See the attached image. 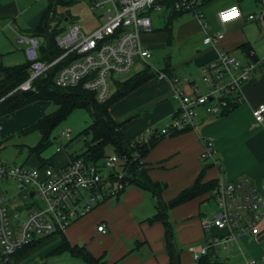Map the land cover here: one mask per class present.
Instances as JSON below:
<instances>
[{"label":"crops","instance_id":"0c3cea01","mask_svg":"<svg viewBox=\"0 0 264 264\" xmlns=\"http://www.w3.org/2000/svg\"><path fill=\"white\" fill-rule=\"evenodd\" d=\"M235 5L242 9L243 17L222 25L219 13ZM47 7L48 0H0L1 68H14L28 63L24 47L16 42L17 36L28 35L30 30L36 29ZM263 11L264 0H204L200 9L201 17L188 12L176 18L192 16L190 21L179 25L176 36L174 25L169 33L164 27L156 29L154 22L151 32L142 33L143 47L151 51L152 57L147 62L139 61L154 73L168 74L169 79H151L120 101L135 104L138 108H150L151 111L144 112V118L152 127L139 135L167 132L180 109L179 102L173 96L174 89H182L190 97H194L197 91L208 94L209 87L203 69L217 60L221 51H228L242 61H249L243 50V46H247L252 56L262 63L261 70L244 84V99L234 111L222 117H212L204 108H198L195 128L175 137L167 136L145 158L152 180L166 184L163 193L165 202L190 187L201 174L205 166L201 155L206 141L213 143L216 152L214 159L208 161L211 166L205 174V182L224 176L231 182L248 179L256 186L264 185V121L257 122L253 115L256 108L264 105V23L249 20L250 15H258ZM167 19L168 16L165 26ZM218 32L223 35L220 40L213 44L204 43L207 36L214 37ZM175 42L181 53L193 54L176 66L172 65L169 57L162 70L153 69L148 64L154 57L153 49L173 46ZM4 79L5 74L0 71V81ZM186 79L188 82H185ZM117 104L111 112L118 121L117 117L121 113L115 112ZM135 117L141 116L136 114ZM50 159L63 167L69 163L70 155L65 150L57 151ZM40 164L42 162L36 156H29L24 165L38 167ZM206 196L182 204L170 212L177 243L182 250V264H194L193 251L198 250L194 246L201 243L204 246L210 237L224 234L215 227L206 230L202 225V220L207 216L202 211V203L213 200ZM155 215L154 195L129 186L120 197L111 198L94 209L90 217L73 223L64 235L72 246L85 245L93 256L103 257L108 264H169L165 227L161 222H150ZM101 225L106 226V233L99 232L98 227ZM261 229L255 237L241 238L257 240L263 234ZM53 240L44 245L50 247L46 252L54 250V253L61 247L60 238ZM189 258H192V262L187 261ZM20 260L6 264H18ZM44 264L51 263L47 261Z\"/></svg>","mask_w":264,"mask_h":264},{"label":"built area","instance_id":"2783aa9c","mask_svg":"<svg viewBox=\"0 0 264 264\" xmlns=\"http://www.w3.org/2000/svg\"><path fill=\"white\" fill-rule=\"evenodd\" d=\"M203 1L91 0L93 11H103L99 17L104 18L105 23L90 35H86L78 24L65 37L60 35L57 42L65 52L52 63L40 58L41 39L18 34L16 42L24 47L30 62V78L16 91H34L35 80L71 56L73 60L62 67L56 77L57 85L62 88L82 86L95 92L98 100L104 102L110 98L118 76L129 73L138 60L147 62L152 57L141 41L142 33L152 31V15L169 17L174 12H191L201 17ZM242 17L243 11L238 5L219 13L222 25ZM249 20L264 23V11L250 15ZM222 37L218 32L214 37L207 36L204 43L213 44ZM261 68L260 61H242L228 51H221L217 60L203 69L208 94L197 91L194 97H190L182 89H174L173 96L180 109L166 133L195 128L198 108H204L209 116L220 117L234 104L242 103L244 84ZM159 79L169 78L162 73ZM253 115L257 122H263L264 105L256 108ZM63 136L67 140L72 138L70 131ZM215 152L213 143L206 141L201 159L207 163L214 159ZM123 161L115 154L100 163L75 159L63 167L11 166L0 160V182L14 181L17 190L13 194L7 189L0 190V264L10 262L18 250L37 239L65 233L73 223L105 202L107 196L115 197L124 185L110 182L104 171L107 169L121 179L123 172L117 166L123 165ZM214 195L220 212L212 217L206 216L202 225L206 230L215 227L224 234L210 237L207 246L194 250V264L211 254L214 260H220L221 250L237 245L241 237L259 235L264 221V185L256 186L248 179L231 182L221 176ZM98 230L106 233V226L101 225ZM244 264H264V255L258 260L245 259Z\"/></svg>","mask_w":264,"mask_h":264},{"label":"trees","instance_id":"16d2710c","mask_svg":"<svg viewBox=\"0 0 264 264\" xmlns=\"http://www.w3.org/2000/svg\"><path fill=\"white\" fill-rule=\"evenodd\" d=\"M72 3L73 1L71 0H48V7L41 19L40 25L28 32L29 36L42 40L39 49L40 58L47 63L54 62L65 52L58 45L57 38L62 33L60 24L64 20H67V17L64 13H60L59 9L69 7ZM181 14V12H174L169 16L164 30L171 33L174 21ZM70 20L71 18L68 17V21ZM243 50L250 60L259 62L257 58L252 56L250 48L243 46ZM72 60L71 56L64 59L52 67L45 76L35 80L33 83L34 93L28 97H23L22 92L16 90L30 78V62L28 61L26 65L14 68L0 67V71L5 74V79L0 81V116L9 115L37 101L53 103L57 108L56 111L39 119L26 132L39 131L42 136L40 145L36 149H31L29 156H36L42 162L40 164L42 167L49 165L60 167L53 159L45 160L41 155L52 145L51 134L53 131L75 110H86L91 116L92 123L74 140L72 138L68 140L67 145V147L70 146L82 135L85 140V148L81 153L69 154L70 160L84 159L87 162L100 163L110 156L108 155L109 151H112L113 154L124 160V164L122 165L123 177L118 179L116 176L110 174L108 178L114 184L118 182L124 185V189L118 191L115 197H120L129 186H135L144 191L151 192L156 198V215L150 219V222H161L165 227V243L169 256V264H182V250L177 243L170 212L176 207L204 195H209L210 199L215 200L214 192L218 189L219 179L209 182L204 181L205 174L211 166L210 164H205L201 174L190 187L183 190L170 202H165L163 193L166 190V184L152 180L144 160L167 136L175 137L191 129L182 132L173 131L169 134L152 132L149 136L143 133L139 136L128 138L125 135L124 127L130 120L119 122L113 117L111 112L117 103L134 93L151 79L159 78V74L154 73L150 67H146L144 71L124 82L117 80L114 86L116 89L115 94L106 101L100 102L95 92L87 91L82 86L62 88L57 85L56 77L59 71ZM239 105L234 104L231 110L222 116L228 115ZM88 136L91 137L90 141L87 139ZM111 198H114V196H107L106 201ZM56 237L62 240V245L54 253L63 254L70 252L73 256L82 258L87 264H108L103 257L97 258L93 256L85 245L72 246L64 233L35 240L29 246L18 250L8 263L28 256ZM197 264H220V262L215 261L211 254L210 256L203 257Z\"/></svg>","mask_w":264,"mask_h":264},{"label":"rangeland","instance_id":"374dc122","mask_svg":"<svg viewBox=\"0 0 264 264\" xmlns=\"http://www.w3.org/2000/svg\"><path fill=\"white\" fill-rule=\"evenodd\" d=\"M71 1H73V3L69 7H63L59 9L60 13H64L67 19L68 17L71 18L70 21L67 22L64 20L60 24V29L62 31L61 37L68 35L75 24L81 26L83 32L86 35H90L105 23V19L99 17L100 14H103V11H93L90 0ZM166 17L167 16L163 14L152 15L154 27L156 29L163 27L165 28ZM191 17V15H187L177 19L174 22L175 36L179 25L190 21ZM153 54L154 57L150 62H148V64L155 70H162L164 68L165 61L169 57H171L172 65L176 66V64L191 56L190 54L193 53H181L177 42H175L173 46L166 45L162 49H153ZM145 68L146 64L138 60L129 73L118 76L117 79L121 82H124L136 74L141 73ZM115 92L116 89L113 87L110 92V97L113 96ZM56 109L57 108L53 103L47 101H37L19 110V112L17 111L9 115L0 116V144H2L0 147V160L10 164L11 166L24 165L25 161L29 158L30 150L36 149L42 140V136L39 131L30 133H27L26 131L35 125V123L40 118L52 114L56 111ZM149 111H151L150 108H138L135 106V104L130 105L127 103V101H122L121 103L119 102L117 104L115 112L116 114L121 113V115L117 117L118 121L126 122L130 120L128 121L124 130L125 135L128 138L138 136L143 131L146 132L147 129H149L151 125L144 118L145 113ZM136 114H139L141 117H135ZM91 123V116L86 110L77 109L72 112L69 117L64 120L51 134L52 145L42 153V158L49 160L54 155H56L58 148H61L62 151L65 150L68 154L81 153L85 148L84 136L81 135L80 138L75 140L73 144L67 147L68 140L63 136V134L67 131H70L71 137L74 140L77 136L83 133ZM156 129L157 128H154V130ZM87 139L90 141L91 137L88 136ZM111 154L112 151H109L108 155ZM117 169L120 172H123L122 165H118ZM104 174L106 177H108L111 172L106 169ZM6 189L11 194L16 193V183L14 181L0 182V190ZM174 198H172V200ZM206 198L209 197L206 196ZM202 211L208 217H212L220 212V208L214 200H210L202 203ZM91 214L92 212L86 215L85 218L90 217ZM260 227L262 228L261 231L263 234L259 239L250 240V238H240L238 244L229 246L228 250L222 251L220 249L221 254L220 260H218V262H220V264H244L245 259L258 260L262 258L264 255V221L261 223ZM54 241L55 240L52 242L53 244ZM202 245L203 244L201 243L194 247L195 249L205 247L207 245V241L205 242L204 246ZM49 248V245L43 246L28 256L22 258L18 264H44L47 261H50L51 264H87L81 258L74 259L70 252H65L63 254L52 253L54 250L52 252H46ZM187 261L192 262V258H189Z\"/></svg>","mask_w":264,"mask_h":264},{"label":"water","instance_id":"95a60500","mask_svg":"<svg viewBox=\"0 0 264 264\" xmlns=\"http://www.w3.org/2000/svg\"><path fill=\"white\" fill-rule=\"evenodd\" d=\"M66 21L68 22V19ZM33 93H34V91L32 90V91H29V92H22L21 94H22L23 97H28V96L32 95Z\"/></svg>","mask_w":264,"mask_h":264}]
</instances>
